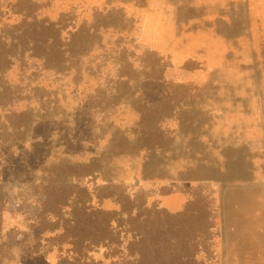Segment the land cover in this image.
<instances>
[{
  "label": "rangeland",
  "instance_id": "1",
  "mask_svg": "<svg viewBox=\"0 0 264 264\" xmlns=\"http://www.w3.org/2000/svg\"><path fill=\"white\" fill-rule=\"evenodd\" d=\"M5 1L14 0H0L1 13ZM47 2L44 12L50 19L73 7L77 24L90 20L93 8H122L121 36L127 45L136 55L153 51L168 64L162 79L140 82L138 94L146 101L172 99L175 142L135 159H115V182L147 192L149 201L170 212L183 207L190 186L208 184L220 202V264H264V0ZM111 35L108 31L103 42ZM93 81L85 76L76 98L73 88L66 89L58 102L63 113L35 123L28 141L1 147L8 201L0 227V264H70L56 241H43L49 234H39L34 216L41 196L30 184L39 165L60 157L87 160L97 150L88 138L90 120L76 110ZM20 89L27 94L26 86ZM110 117L122 129L136 118L122 106ZM161 186L171 191L160 194ZM103 207L114 205L106 200Z\"/></svg>",
  "mask_w": 264,
  "mask_h": 264
},
{
  "label": "trees",
  "instance_id": "2",
  "mask_svg": "<svg viewBox=\"0 0 264 264\" xmlns=\"http://www.w3.org/2000/svg\"><path fill=\"white\" fill-rule=\"evenodd\" d=\"M47 1H5L0 12V227L8 201L1 147L25 143L35 123L63 113V93L73 88L76 98L86 76L93 89L76 110L90 120L88 138L97 150L87 160L60 157L36 168L30 187L41 196L34 217L39 234H49L43 241H56L70 264H220V202L208 184L190 186L183 207L170 212L149 201L147 192L115 182V159H135L175 142L172 99L146 101L138 94L140 82L162 79L168 64L153 51L136 55L127 45L122 8H93L90 20L77 24L73 7L50 19ZM119 106L135 115L130 128L111 120ZM170 191L159 188L160 194ZM106 200L114 207L104 208Z\"/></svg>",
  "mask_w": 264,
  "mask_h": 264
}]
</instances>
